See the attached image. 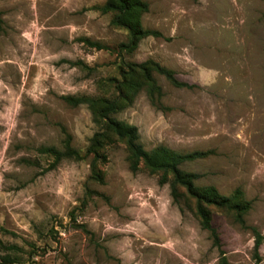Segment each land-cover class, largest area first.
I'll return each mask as SVG.
<instances>
[{
    "label": "rangeland",
    "instance_id": "obj_1",
    "mask_svg": "<svg viewBox=\"0 0 264 264\" xmlns=\"http://www.w3.org/2000/svg\"><path fill=\"white\" fill-rule=\"evenodd\" d=\"M104 1L0 0V255L23 259L0 264H264V240L253 252L249 229L264 239V0H144L141 24L161 36L121 54L127 34L94 8ZM145 60L189 87L152 71L159 105L133 87L114 117L145 149L210 151L180 168L248 203L243 227L209 207L217 244L191 200L174 202L168 183L128 169L120 141L104 142L102 183L87 178L91 155L42 171L50 158L37 147L61 149L67 133L82 153L97 130L84 104L61 96L111 99L125 62Z\"/></svg>",
    "mask_w": 264,
    "mask_h": 264
},
{
    "label": "trees",
    "instance_id": "obj_2",
    "mask_svg": "<svg viewBox=\"0 0 264 264\" xmlns=\"http://www.w3.org/2000/svg\"><path fill=\"white\" fill-rule=\"evenodd\" d=\"M100 13L111 12L109 24L126 31L125 42L116 45V53L132 52L138 42L147 36L158 37L161 33L156 29L145 28L141 24L142 15L147 12L148 4L144 0H105L101 5L94 7ZM80 41L97 49L103 48L97 42H92L87 38H80ZM107 48V47H105ZM108 49V48H107ZM126 69L119 72L120 80L115 83L116 95L111 98L88 97L84 95H63L61 98L68 104L76 106L84 104L91 113L97 130L90 137L88 145L82 153L70 145V136L64 133L62 148L54 146H39L35 150L48 156L49 163L42 171H47L55 167L62 159L80 160L87 155L92 158L89 164L88 179L96 182H103L102 164L106 161L104 149L105 140L120 141L124 145L125 160L130 171L134 172L140 168L148 173L155 174L159 184L168 183L172 200L178 202L183 194L185 199L193 203V211L199 220L200 227L205 229L212 239L213 244H217V235L211 225L210 206L228 213L234 222L244 226L243 214L248 209V203L242 200L239 189H234L230 194L223 195L216 191L211 185L197 186L194 180L197 174L184 171L180 164L196 158H202L209 154V150L178 152L166 145L157 144L149 149H145L138 140L137 129L133 124L114 117L123 104L130 103L135 91L133 87L143 86L146 97L153 106L159 105L161 96L160 87L156 84L152 71L164 76V78L174 87H189L188 84L178 81L174 77V72L157 62L145 60L139 63L125 62ZM140 72L141 81L137 82L135 75ZM26 163H31L24 160ZM253 235V252H256L263 237L255 227H249ZM14 249L15 247L5 246L4 249ZM20 257L3 253L0 255V263L22 262ZM225 259L221 258L220 264H224Z\"/></svg>",
    "mask_w": 264,
    "mask_h": 264
},
{
    "label": "crops",
    "instance_id": "obj_3",
    "mask_svg": "<svg viewBox=\"0 0 264 264\" xmlns=\"http://www.w3.org/2000/svg\"><path fill=\"white\" fill-rule=\"evenodd\" d=\"M142 18V17H141Z\"/></svg>",
    "mask_w": 264,
    "mask_h": 264
}]
</instances>
